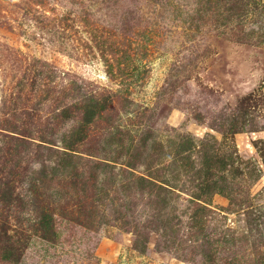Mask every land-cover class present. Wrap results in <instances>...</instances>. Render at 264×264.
<instances>
[{
    "label": "rangeland",
    "instance_id": "obj_1",
    "mask_svg": "<svg viewBox=\"0 0 264 264\" xmlns=\"http://www.w3.org/2000/svg\"><path fill=\"white\" fill-rule=\"evenodd\" d=\"M1 148L0 264H264V0H0Z\"/></svg>",
    "mask_w": 264,
    "mask_h": 264
},
{
    "label": "trees",
    "instance_id": "obj_2",
    "mask_svg": "<svg viewBox=\"0 0 264 264\" xmlns=\"http://www.w3.org/2000/svg\"><path fill=\"white\" fill-rule=\"evenodd\" d=\"M94 114L95 112H93L92 110L86 111V118L88 119V121L92 119ZM21 142L24 144V149L28 148L29 144H31V142L27 140H23V139L21 140ZM2 151H3V148L0 149V153ZM13 153L15 152H10V154H13ZM16 173L17 172H15V174ZM5 177H7V175ZM13 179L14 178L4 181V183L0 186V199L3 200V202L10 204V205L14 204L16 200H18L19 198V194L16 190L17 182L14 183L12 181ZM41 226L44 227L46 230L49 228V226L52 227V225L50 224V221H45V220L43 223H41ZM6 241H7V248L3 252L4 259L17 260V256L14 255V249L18 248V246L20 247L21 245L20 240L14 236H9Z\"/></svg>",
    "mask_w": 264,
    "mask_h": 264
}]
</instances>
